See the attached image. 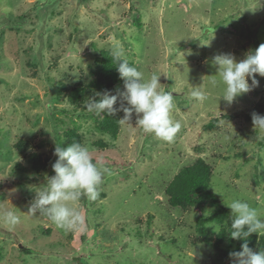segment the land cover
I'll use <instances>...</instances> for the list:
<instances>
[{"label": "rangeland", "instance_id": "374dc122", "mask_svg": "<svg viewBox=\"0 0 264 264\" xmlns=\"http://www.w3.org/2000/svg\"><path fill=\"white\" fill-rule=\"evenodd\" d=\"M115 40L145 78L161 75V90L173 93L171 117L182 127L172 142L145 133L135 113L121 123L122 110L113 137L100 130L106 113L85 107L98 99L90 84ZM261 44L264 0H0V213L21 219L12 229L0 219V264H236L212 247L214 206L172 208L165 190L203 159L213 168L210 191L230 216L234 198L264 213V131L252 121L264 116V77L231 105L210 84L216 55L239 62ZM193 87L208 100L193 98ZM70 131L110 174L96 200L79 202L84 228L66 233L29 209Z\"/></svg>", "mask_w": 264, "mask_h": 264}, {"label": "clouds", "instance_id": "9594fccd", "mask_svg": "<svg viewBox=\"0 0 264 264\" xmlns=\"http://www.w3.org/2000/svg\"><path fill=\"white\" fill-rule=\"evenodd\" d=\"M110 52L118 63L117 71L124 82V90L116 94L110 90L96 93L98 99H87V110L96 116L102 113L114 115L122 110L125 115L120 119L121 123L129 122L135 113L136 125L145 133L172 142L182 125L171 117L175 107L174 95L161 90V75L153 73L145 78L143 71L129 63L119 40L113 42ZM213 64L217 67V74L211 76L210 84L214 88L222 86L219 100L222 98L231 105L237 97L259 86L255 78L257 74L264 77V44L249 51L239 62L232 54L224 53L216 55ZM217 75L219 80L215 78ZM191 95L201 103L208 100L206 91L200 87H193ZM118 102L119 109L115 107ZM125 102L129 107L124 106ZM252 121L255 130L264 131V116L253 113ZM54 155L58 157L52 165L55 175L47 178L46 187L37 191L29 212L35 214L38 211L66 233L80 231L84 228L85 217L80 211L79 202L82 197L89 201L97 199L99 186L110 170L94 163L90 148L80 142L74 141L66 148L56 146ZM226 205L231 209L230 237L245 241L241 244L242 250L232 252L230 256L236 258V264H264V250L255 252L247 243L252 233L264 234V213L241 199L234 198ZM0 219L9 229L21 222L14 211L0 213ZM214 231L220 233L219 225H214Z\"/></svg>", "mask_w": 264, "mask_h": 264}, {"label": "trees", "instance_id": "16d2710c", "mask_svg": "<svg viewBox=\"0 0 264 264\" xmlns=\"http://www.w3.org/2000/svg\"><path fill=\"white\" fill-rule=\"evenodd\" d=\"M97 66V79L90 84V89L103 93L105 90H110L118 86L122 91L124 90V82L117 71L118 63L113 59L111 53L105 51L101 52ZM77 93H80V91L75 90L73 96L76 97L78 95ZM115 107L119 109L120 103L118 102ZM120 111L121 110L117 111L114 115L105 114V119L100 125V130L102 132L110 134L113 137L117 135ZM66 139L67 145L64 146V148L70 146L74 141L82 144L80 135L74 131L68 132L66 134ZM40 162V159H34V168L36 171H39ZM212 175V166L205 160L198 159L191 166L181 169L173 177L171 182L167 185L165 194L168 199V204L172 208L186 210L190 207H203L206 204L214 206L215 209L210 216V220L217 222L221 228L217 240L212 247L220 253L230 255L232 252L241 251V244L245 241L232 239L230 237L231 216L218 197L210 191ZM199 233L201 236L205 237V241L210 244V240L208 238L206 239L205 218L203 217L199 219ZM225 241L227 242L226 248H222L221 245ZM247 243L253 250L257 247H261L264 250V238H259L257 233H252L247 238Z\"/></svg>", "mask_w": 264, "mask_h": 264}, {"label": "water", "instance_id": "95a60500", "mask_svg": "<svg viewBox=\"0 0 264 264\" xmlns=\"http://www.w3.org/2000/svg\"><path fill=\"white\" fill-rule=\"evenodd\" d=\"M21 248H22V246H21Z\"/></svg>", "mask_w": 264, "mask_h": 264}]
</instances>
